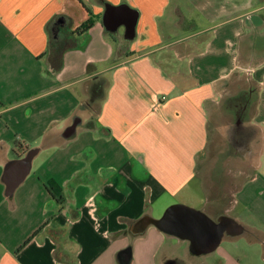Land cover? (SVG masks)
I'll return each instance as SVG.
<instances>
[{"label": "crops", "instance_id": "0c3cea01", "mask_svg": "<svg viewBox=\"0 0 264 264\" xmlns=\"http://www.w3.org/2000/svg\"><path fill=\"white\" fill-rule=\"evenodd\" d=\"M263 15L264 0H0V264H264ZM224 100L246 124L214 159ZM171 206L220 223L218 246L153 225Z\"/></svg>", "mask_w": 264, "mask_h": 264}, {"label": "water", "instance_id": "95a60500", "mask_svg": "<svg viewBox=\"0 0 264 264\" xmlns=\"http://www.w3.org/2000/svg\"><path fill=\"white\" fill-rule=\"evenodd\" d=\"M122 8L114 9L116 10L115 15L117 18L120 16L118 14ZM134 23L133 21L129 26V32L132 31ZM181 211L186 213V218L179 223L173 222L176 214ZM152 223L165 233L177 234L188 239L191 244L190 249L195 254L213 251L218 246L224 231L220 223H216L199 211L183 206L169 207L160 219L152 220Z\"/></svg>", "mask_w": 264, "mask_h": 264}, {"label": "rangeland", "instance_id": "374dc122", "mask_svg": "<svg viewBox=\"0 0 264 264\" xmlns=\"http://www.w3.org/2000/svg\"><path fill=\"white\" fill-rule=\"evenodd\" d=\"M258 2H261V0H258ZM263 18H264V15H263ZM236 81L238 85L235 88V91H234L235 94H237L239 91H242L243 88H245L246 90H249V88H246V87L249 85L250 82H248L247 80H245L246 82H243V78H241L240 82L238 80ZM239 94H242V93L240 92ZM251 95H254V93H252ZM236 97L242 98L239 95H237ZM254 99H255V96H253V98L251 99V102H253ZM228 101L224 100V102L220 103V105L218 106V109L210 115L211 127L216 126L220 130V133L216 137H214V141H213L214 146L210 152L214 156V159H218L220 157L222 158L226 157L227 159L233 153L234 149H235L234 152L238 153L239 146L236 145L237 139L235 136H233V133L236 130L237 126H239L240 128H244L246 124V120L244 119L242 120L240 125L236 124V118H235L234 111H233V108L235 106L234 104L236 103L234 102V104L231 106V103H229ZM253 105L254 104H252L251 110L253 109ZM220 153H223V154H220Z\"/></svg>", "mask_w": 264, "mask_h": 264}, {"label": "trees", "instance_id": "16d2710c", "mask_svg": "<svg viewBox=\"0 0 264 264\" xmlns=\"http://www.w3.org/2000/svg\"><path fill=\"white\" fill-rule=\"evenodd\" d=\"M93 22L88 19L86 20L80 27L76 28L75 29V33H78V34H81L83 32H86L90 29V27L92 26ZM59 47H60V43H59ZM50 185L48 186H45L47 191L54 197V192H55V189L53 187H49ZM57 194V192H56Z\"/></svg>", "mask_w": 264, "mask_h": 264}]
</instances>
